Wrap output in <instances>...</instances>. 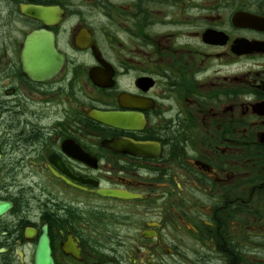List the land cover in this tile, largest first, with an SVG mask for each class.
Masks as SVG:
<instances>
[{
  "label": "flooded vegetation",
  "instance_id": "af4514ba",
  "mask_svg": "<svg viewBox=\"0 0 264 264\" xmlns=\"http://www.w3.org/2000/svg\"><path fill=\"white\" fill-rule=\"evenodd\" d=\"M0 201V264H264V0H0Z\"/></svg>",
  "mask_w": 264,
  "mask_h": 264
},
{
  "label": "water",
  "instance_id": "95a60500",
  "mask_svg": "<svg viewBox=\"0 0 264 264\" xmlns=\"http://www.w3.org/2000/svg\"><path fill=\"white\" fill-rule=\"evenodd\" d=\"M43 75V74H49L47 72H31V76L32 77H37V75ZM111 117H118L117 114H113V113H106V112H95L94 113V117L97 120H100L104 123H108L111 125H117L119 126V120L118 118H116V121L110 119ZM113 193V192H110ZM11 205L7 202H1L0 201V212L4 211L5 209L9 208ZM51 249L49 246V242L47 237L42 236L39 239V243L37 245L36 251H35V258H34V262L35 264H53L52 258H51Z\"/></svg>",
  "mask_w": 264,
  "mask_h": 264
}]
</instances>
